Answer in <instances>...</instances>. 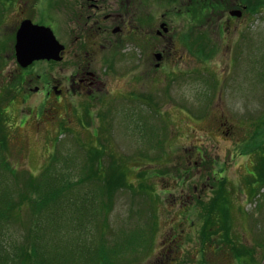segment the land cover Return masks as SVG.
Instances as JSON below:
<instances>
[{
  "label": "rangeland",
  "instance_id": "rangeland-1",
  "mask_svg": "<svg viewBox=\"0 0 264 264\" xmlns=\"http://www.w3.org/2000/svg\"><path fill=\"white\" fill-rule=\"evenodd\" d=\"M207 1L217 15L212 22L196 14L173 27L189 40L168 43L163 90L112 72L96 99L58 100L34 90L66 76L57 67L36 65L25 88H15L19 72L10 74L11 60L0 58V106L7 108L0 139L5 133L11 165L28 175L52 155L101 165L104 212L89 230L108 256L118 240L127 252L137 247L128 238L136 244V234L145 235L143 250L110 264H264V0ZM204 4L192 1V9ZM48 7L40 5L39 14ZM233 10L242 17L231 18ZM140 54L134 44L121 47L113 71L123 75ZM146 89L147 105L135 100ZM18 226V235L28 230Z\"/></svg>",
  "mask_w": 264,
  "mask_h": 264
},
{
  "label": "flooded vegetation",
  "instance_id": "flooded-vegetation-1",
  "mask_svg": "<svg viewBox=\"0 0 264 264\" xmlns=\"http://www.w3.org/2000/svg\"><path fill=\"white\" fill-rule=\"evenodd\" d=\"M192 1L199 0H0L2 57L11 60L13 69L21 73L29 72L28 69L39 64L57 67L66 76L55 78V84L47 83L36 89L47 97L55 95L58 100L72 96L89 101L96 99L105 87V77L112 72L127 78L130 85L153 86L155 83L163 90L170 80L168 72H161L171 62L168 43L183 41L186 37L185 29L177 31L173 27L185 20L196 21V14L200 15L197 20L209 15V22L216 15L207 0L194 10ZM40 5L49 6L41 15ZM11 7H16L12 17L9 15ZM26 21L51 29L61 45L57 61H37L27 69L18 65L16 35ZM130 44L140 50V58L130 57L128 71L118 74L112 68L113 62L118 60H113L114 56L117 50ZM149 59L154 60L151 65L147 63ZM147 91L135 100L150 101L151 94Z\"/></svg>",
  "mask_w": 264,
  "mask_h": 264
},
{
  "label": "trees",
  "instance_id": "trees-1",
  "mask_svg": "<svg viewBox=\"0 0 264 264\" xmlns=\"http://www.w3.org/2000/svg\"><path fill=\"white\" fill-rule=\"evenodd\" d=\"M13 82L17 88L21 76H15ZM6 113L7 108L0 106L1 127L6 124ZM4 134L0 139V264H110L119 260L124 255V246H118L122 243L118 240L110 250L114 254L108 256L99 234L89 230L91 223H98L99 210L104 212L102 166L89 169L86 158L82 162L63 159L59 165L60 158L52 155L36 175L18 173L5 154L8 144ZM73 149L81 152L77 146ZM98 156L89 158V166H95L93 161ZM258 175L264 177L263 172ZM23 176L26 183L17 180ZM23 212L26 218L21 217ZM25 225L28 230L18 235L16 227ZM128 245L133 248L135 244L128 238Z\"/></svg>",
  "mask_w": 264,
  "mask_h": 264
},
{
  "label": "water",
  "instance_id": "water-1",
  "mask_svg": "<svg viewBox=\"0 0 264 264\" xmlns=\"http://www.w3.org/2000/svg\"><path fill=\"white\" fill-rule=\"evenodd\" d=\"M239 16V12H232ZM60 51L51 31L44 27H34L23 24L17 33L16 56L17 61L23 67L28 66L34 60L56 59Z\"/></svg>",
  "mask_w": 264,
  "mask_h": 264
}]
</instances>
